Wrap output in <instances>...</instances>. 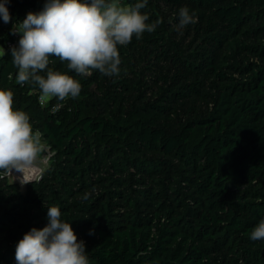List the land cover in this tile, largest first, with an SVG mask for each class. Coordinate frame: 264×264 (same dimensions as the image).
Returning a JSON list of instances; mask_svg holds the SVG:
<instances>
[{
  "label": "trees",
  "instance_id": "16d2710c",
  "mask_svg": "<svg viewBox=\"0 0 264 264\" xmlns=\"http://www.w3.org/2000/svg\"><path fill=\"white\" fill-rule=\"evenodd\" d=\"M44 1L9 0L0 45ZM184 7L197 22L178 29ZM141 11L161 23L118 46V76L82 77L50 57L80 81L75 99L39 104L38 88L15 82L10 48L0 56V89L54 152L39 182L0 179V264H16L49 206L89 264H264V240L250 239L264 220V0H148Z\"/></svg>",
  "mask_w": 264,
  "mask_h": 264
},
{
  "label": "clouds",
  "instance_id": "9594fccd",
  "mask_svg": "<svg viewBox=\"0 0 264 264\" xmlns=\"http://www.w3.org/2000/svg\"><path fill=\"white\" fill-rule=\"evenodd\" d=\"M8 2H0V17L5 24L12 21ZM147 2L131 5L122 0H46L40 12H29L23 21L13 23L11 34L20 37L18 45L9 50L16 69L15 82L38 88L43 105L53 98L75 99L82 90L78 79L49 67L50 57L66 63L68 70L82 77L93 71L118 76V46L128 45L134 36L141 39L161 23L159 19L147 23L149 15L141 11ZM196 22L195 13L190 14L188 8L179 10L178 29ZM9 52L0 46V56ZM53 156L42 133L33 131L29 115L14 106L13 91L0 89V179L18 180L22 186L37 183ZM88 198L86 192L82 199ZM47 208V225L32 228L17 243L16 264H89L85 242L78 240L71 223L61 218L60 208ZM250 239L264 240V220L252 229Z\"/></svg>",
  "mask_w": 264,
  "mask_h": 264
},
{
  "label": "built area",
  "instance_id": "2783aa9c",
  "mask_svg": "<svg viewBox=\"0 0 264 264\" xmlns=\"http://www.w3.org/2000/svg\"><path fill=\"white\" fill-rule=\"evenodd\" d=\"M45 3H46V0L44 1V4ZM19 38H20L19 34H17V35H12L11 34V38L6 40V41H4L3 44H1L0 46H2L4 49L11 48L12 46H16V45H18ZM38 102H39V98H38ZM39 104H41V103L39 102ZM14 175H16V174L14 173ZM7 179L11 180V178H7ZM15 182H17L19 185H21L18 180L15 181Z\"/></svg>",
  "mask_w": 264,
  "mask_h": 264
},
{
  "label": "rangeland",
  "instance_id": "374dc122",
  "mask_svg": "<svg viewBox=\"0 0 264 264\" xmlns=\"http://www.w3.org/2000/svg\"><path fill=\"white\" fill-rule=\"evenodd\" d=\"M248 56H249L248 58H249L250 60H252V61H255V60H256V58L254 57V55L249 54ZM158 68H159L160 70L163 69V68H161L160 66H158ZM158 68H156V69L158 70ZM153 71H154V70H152V69H145V72L142 73L141 76L143 77V79H146V78H148V77L154 76V74L152 73ZM149 84H154L153 80H150V81H149ZM150 92H151V94L156 93V88H155V89H154V88L151 89ZM21 186H22V185H21Z\"/></svg>",
  "mask_w": 264,
  "mask_h": 264
}]
</instances>
